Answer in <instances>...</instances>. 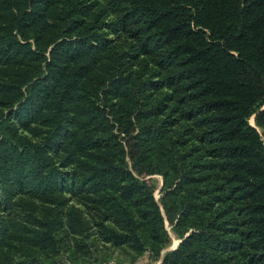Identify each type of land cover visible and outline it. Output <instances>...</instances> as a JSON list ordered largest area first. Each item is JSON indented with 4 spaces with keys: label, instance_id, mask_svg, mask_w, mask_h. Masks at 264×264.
<instances>
[{
    "label": "trees",
    "instance_id": "1",
    "mask_svg": "<svg viewBox=\"0 0 264 264\" xmlns=\"http://www.w3.org/2000/svg\"><path fill=\"white\" fill-rule=\"evenodd\" d=\"M258 129L264 0H0V264H264Z\"/></svg>",
    "mask_w": 264,
    "mask_h": 264
},
{
    "label": "rangeland",
    "instance_id": "2",
    "mask_svg": "<svg viewBox=\"0 0 264 264\" xmlns=\"http://www.w3.org/2000/svg\"><path fill=\"white\" fill-rule=\"evenodd\" d=\"M249 121H250V123L253 125V118H251ZM258 131H259V133L261 134L262 139H263V141H264V134H263L262 130L258 129ZM150 180L153 182V184L156 185L157 190H156V192H155V197H156V198H159L158 191H159V189H160L161 182H162V181H161V177H159V176H153V177H151ZM171 238H172V244L170 245V247H168V248L166 249L167 251H169L170 248H173V247L176 245L177 241H178V240H177L172 234H171ZM145 263H148V264H154V262H150V261H145Z\"/></svg>",
    "mask_w": 264,
    "mask_h": 264
},
{
    "label": "water",
    "instance_id": "3",
    "mask_svg": "<svg viewBox=\"0 0 264 264\" xmlns=\"http://www.w3.org/2000/svg\"><path fill=\"white\" fill-rule=\"evenodd\" d=\"M162 184H163V183L161 182V186H160V188L162 187ZM186 236H187V235H186ZM180 242H181L180 240L177 241L176 245H175L173 248H170L169 251H170V250H174V249L176 248V246L178 245V243H180Z\"/></svg>",
    "mask_w": 264,
    "mask_h": 264
},
{
    "label": "built area",
    "instance_id": "4",
    "mask_svg": "<svg viewBox=\"0 0 264 264\" xmlns=\"http://www.w3.org/2000/svg\"><path fill=\"white\" fill-rule=\"evenodd\" d=\"M107 264H116V263H114V262H109V263H107ZM154 264H159V262L154 263Z\"/></svg>",
    "mask_w": 264,
    "mask_h": 264
}]
</instances>
